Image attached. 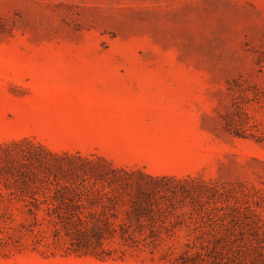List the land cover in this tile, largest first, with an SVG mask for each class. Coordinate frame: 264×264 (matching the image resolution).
<instances>
[{
    "label": "rangeland",
    "instance_id": "374dc122",
    "mask_svg": "<svg viewBox=\"0 0 264 264\" xmlns=\"http://www.w3.org/2000/svg\"><path fill=\"white\" fill-rule=\"evenodd\" d=\"M23 138L264 213V0H0V145ZM46 230L0 264H172L163 244L100 258Z\"/></svg>",
    "mask_w": 264,
    "mask_h": 264
},
{
    "label": "trees",
    "instance_id": "16d2710c",
    "mask_svg": "<svg viewBox=\"0 0 264 264\" xmlns=\"http://www.w3.org/2000/svg\"><path fill=\"white\" fill-rule=\"evenodd\" d=\"M248 198L190 177L114 166L96 154H58L27 138L0 145V251L28 237L47 245L51 226L73 252L100 258L163 244L161 258L172 264H264V213L250 204L262 200ZM182 228L194 235L177 251L167 241Z\"/></svg>",
    "mask_w": 264,
    "mask_h": 264
}]
</instances>
